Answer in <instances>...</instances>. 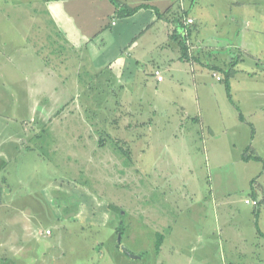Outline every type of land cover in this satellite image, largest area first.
<instances>
[{
    "label": "rangeland",
    "instance_id": "1",
    "mask_svg": "<svg viewBox=\"0 0 264 264\" xmlns=\"http://www.w3.org/2000/svg\"><path fill=\"white\" fill-rule=\"evenodd\" d=\"M121 1L129 7L138 2ZM236 1H250L253 5L251 9L264 10V0H199L202 19L198 18L197 25L200 30L226 42L230 11H234L235 6H240L235 4ZM174 3L175 0H167L164 7L170 8ZM68 4L62 0H0V28L5 25L4 15L15 25L29 26L25 18L21 20L22 16H15L21 8H36V14L31 15L38 20V28L42 24V29L23 33L31 35V38L37 36L34 41L45 54V58L58 52H72L73 60H76L77 52L76 61L82 65L77 67V76L73 70L68 74L69 83L76 84L73 88L78 90L70 105L71 110L74 108L72 116L75 118L81 115L78 117L80 120L87 117L94 120L100 118L98 122L102 123L108 133L107 136L102 134V138L106 140L108 161L118 162L119 166H109L107 173L100 176L86 174L87 170L82 174H67L62 166H50L51 162H61V158L70 154H89V149L83 143L72 142V137H67L68 141H65L64 137L55 138L51 135V126H47L51 125L48 119L55 113L56 107L42 105L39 95L34 94L33 82L42 80L26 79L24 74L36 65L38 67L37 59L28 64V68L21 65L17 68L14 63L18 57L12 53L17 38L13 39L10 47L9 42H2L5 44L0 46L2 54L12 49L10 62L4 63V59L0 57V113L3 115V120L0 118V121L8 124L7 130L3 128V137L11 143L12 136L15 135L14 129L21 137L14 140L18 148L17 154L14 153V158L9 160L5 170H15L16 176L23 179L24 183L30 180V186L14 188L28 194L23 208L31 216L28 229L41 227L43 231L51 229L53 232L48 237H42L36 232L37 235L30 240L29 235L24 236L26 233L22 234L20 231L21 225H16L8 242V263L213 264L215 261H225L224 251L229 245L238 243L229 236L235 239L244 237L249 241L256 232L254 218L258 213V206L244 202L246 198H252V192L255 194L257 186H250V169L241 160L238 152L234 154L230 149L228 157L217 161L207 153L209 144H205L203 149L202 142L219 127L224 128L225 134L234 129L230 127V116L238 114L239 111L227 100L224 82L217 81L214 76L217 72H211L206 66L201 68L196 64H189L187 61L179 63L183 66L182 73L171 75V72L161 69L164 81L154 82L150 75L153 70L151 58H156L161 53H167L169 58L177 54L174 39L166 47L167 51L160 49V52L151 46L149 38L155 27L142 36L141 40L149 41L140 49L143 58L137 65L129 67L121 74L117 63L111 61L109 67L105 64V68L91 72L87 69V56L90 58V51L85 49L84 40L78 30L69 24L65 16L60 22L51 19L49 14L48 10L51 8L54 12L56 9L61 12L59 9L62 6L68 7ZM149 12L143 11L130 18H115L120 26L137 28L145 21L155 20V14L152 12L151 18ZM175 12L176 14L174 10H170L168 18L181 23L184 17L182 11L175 9ZM107 18L110 19V16ZM192 19L195 23V18ZM58 26L60 34L55 28ZM122 38L125 41L127 34ZM124 47L125 58L133 62L136 47L129 42ZM228 49L222 48V57L226 56ZM106 57L110 58L109 54ZM173 63L175 65V60ZM14 72L13 78L10 74ZM193 74L197 76L193 78ZM198 79L202 82V87L208 90L210 100L204 103L202 94L198 93L200 87L196 91L193 85V82L199 84ZM27 81L29 87L20 84ZM57 81L59 80L46 81L45 78L42 81V91L45 92L43 95L47 97L45 102L49 103V98L58 101L59 95L55 94V89H47L51 87L49 83L54 85ZM62 87L56 88L58 93H62ZM65 97L61 95L60 99ZM198 99L204 111V120L207 114L204 108L211 114L223 115L217 122L209 118L208 121L213 123L210 130L206 126L202 127V114L196 112ZM135 108H139L140 115ZM152 108L154 112H151ZM40 113L44 115L40 117ZM194 114L198 116L200 123L192 121ZM69 115L63 112L61 118L68 119ZM137 116H142L143 119L152 117V122L143 126V123L139 124L141 122L135 120ZM189 116L192 117L189 119ZM107 119L111 121L108 125L105 123ZM178 119L181 120V126L177 124ZM37 123L42 128L33 130L40 134L39 138L27 140L24 137L25 127ZM127 132L131 134L128 135ZM117 136H135L134 145L131 144L133 151L128 150L130 154L121 153L120 149L122 146L126 148V143H119ZM144 147L146 151L141 153L140 148ZM95 160L105 161L99 157ZM69 161L76 162L74 159ZM77 161L80 162L81 159ZM219 163L223 166L214 168ZM6 177L9 184L14 183L15 178ZM15 190L11 195L16 194ZM262 209L264 210L263 207ZM120 214L123 215L121 218ZM2 216L3 211H0V217ZM262 218L259 226L264 232V213ZM122 220L126 223L125 229L114 236L110 230L119 226ZM57 223L59 225L55 226ZM5 231L4 226L0 225V233ZM158 232L164 235V241L156 251L155 234ZM118 236L122 237L121 244L126 247V251L115 248ZM45 240L49 248H45V245L43 247ZM3 256L2 254L1 257Z\"/></svg>",
    "mask_w": 264,
    "mask_h": 264
},
{
    "label": "crops",
    "instance_id": "2",
    "mask_svg": "<svg viewBox=\"0 0 264 264\" xmlns=\"http://www.w3.org/2000/svg\"><path fill=\"white\" fill-rule=\"evenodd\" d=\"M109 1L110 0H62L63 3H69V6H62L61 9H59L61 12L57 9L56 12H54L52 8H49L50 10H48L51 15V19L61 22V19H63L62 17L65 16L69 21V24L71 23L70 25H73V27L78 30L79 35L84 40L85 49L87 48L90 51V58L87 56V59L89 60L87 63V69L91 72H96L100 68H105L103 67L105 64H108L109 67L111 61H115V64L117 63L116 65L121 74L125 73V70H128L129 67L137 65L143 58L140 49L143 48V45L149 41L148 39L141 40L142 36L144 33L151 31L154 27L155 28L152 30L149 38L152 47L160 52H162L161 50L163 49L167 51L166 47H169V43L171 39H173L170 37V34L173 33V31L177 32L181 36H184L187 33L188 37L186 44L189 55V59H182L178 41L174 40L175 45L177 46L175 49L177 51L175 57L169 58L167 53H161L156 58H151L150 60L153 63L151 66L153 70L150 72V75H152L154 82L160 83L164 81L163 77L160 81L156 79L154 74L156 69L160 70V72L161 69L167 70L171 72V75L182 73L183 66L181 67L179 65L181 61H187L189 64L193 65L196 64L201 68L206 66L211 72H217L222 77L223 73L218 68L229 69L230 94L236 110L239 111L238 114L230 116V127L234 129L228 134H225L224 128L219 127L215 130V133L213 131L208 135L206 138L207 140L205 139L206 142L205 140L202 142L203 149H205V144H209V147L207 146V153H210L211 158L217 161L228 157L229 151L231 152V150L234 154L235 152H238L237 154H239L241 160L250 169V186H257L256 190L252 189L255 191V194L252 192V199L258 200V213H256L254 218L256 232L253 234L252 238L247 241L244 237L235 239L229 236L230 239L238 241V243L229 245L228 249L224 251L225 261L222 260L224 263L221 261L220 263L215 261L213 264H264V232L259 226L260 222L263 221L262 216L264 213V210L262 209V207L264 208V189H261L262 186H264V10L251 9L253 5H251L250 1H236L235 4H239L240 6H235L234 11H230L227 26L228 35L225 42L218 39V37H214L213 35H209L208 33H204L200 30L197 25V20L198 18H201L200 14L202 13L198 2L199 0H182V5L179 4V0H175V3L173 4L174 7L171 5L170 8L164 7L167 0H138L134 6L139 4H147L149 6H143L134 14L125 16V18L134 17V15L143 11H150L149 17H153V12L155 14L153 17L155 20L152 21L148 18L151 21L142 22L143 24L137 28L129 27L128 25L120 26L115 18L116 7L111 1ZM118 1L123 3L121 0ZM35 3L37 4L36 1ZM42 3L40 4L43 5ZM246 6H248L249 9H247ZM153 7L156 8L158 12H155ZM175 9L176 11L181 10L184 15L181 21L182 25H180L176 19L172 21L167 16L170 10H174V13L176 14ZM35 10L36 8H21L15 16L16 18L22 16L21 20L25 18V22L29 23V26H26V24L22 26L15 25L8 19L7 16H3L5 25H3L2 29L0 28V46H5L2 42H9L10 47L13 39L17 38V40H15L16 46L12 52L13 56L18 57L16 63H14L17 64V68L20 65L24 68H28V64L32 63L34 59H37V63H39L38 67L36 65L32 69L26 71L24 73L26 74V79H40L43 81L45 78L46 81H53L56 79L59 80L55 82L54 85L49 83L51 87H47L49 90L55 89V94L59 95L58 101L49 98V103L45 102L47 101V97L43 95L45 92L42 91L44 88L42 81L33 82L34 94L40 96H38V99L43 101L42 105L50 104L53 105L54 108L56 107L55 113H53L52 117L48 119L50 120L49 123L51 125L47 126H51V135L53 137L60 138L61 136L65 138V141H68L66 140L67 137H72V142L75 141L83 143L85 148L89 149V154H84L83 156L70 154L63 159L61 158V162H51L50 166L54 168L62 166L67 174H74V172L82 174V172L87 170L88 173L86 174H94V176H100L101 174L105 175L104 172L107 173L109 166H119L118 162L113 163L108 161L109 156H107L108 153H106V140L102 138L108 135L107 131H105L106 129L102 127L103 125L101 122H98V119L100 120V118L94 120L87 117L85 119L81 118L80 120L78 117L81 115L73 118L72 112H74V108L72 110L70 108L78 90L73 88L76 84L69 83L68 74L70 73V70H73L76 75L79 70L77 67L82 65H79V61L78 63L76 61L78 59L77 52L75 54L76 60H73L72 52H58L53 56L47 55L48 57L46 56L45 58V54L38 48L39 46L37 42L34 41L37 36L35 38H31V35L23 33L27 30L37 32L39 28L42 29V24L38 28V20L33 18L34 16L31 15L35 13ZM40 12L43 13V9L40 8ZM108 16H110V19L107 18ZM190 16L195 18V23L193 21L190 24H186V19L191 18ZM171 17L173 18V16ZM162 19L164 23L161 22ZM59 26L58 28H55L60 34ZM125 34H127V38L123 41L122 37ZM127 42L132 45L134 44V47L137 49L133 60L135 64L131 61H127L125 58L126 47L124 46ZM68 45L71 46L70 44ZM224 47L229 49L225 52L226 56L224 55L222 57L221 54H223V52L221 50ZM11 51L12 49L4 54L0 52V57L4 59V63H6V61H11ZM107 54H109L110 58L106 57ZM174 60L175 65H173ZM53 64H55V66H53ZM7 70L8 67L6 66V71ZM193 70L194 69L191 67V71ZM10 75L14 78L15 72ZM196 76V74H193V78ZM26 79L24 80L26 81ZM198 83L199 84L197 85L193 82V85L195 86L196 91L198 87H200L198 93L203 96L202 103L207 102L210 100L208 97V90L202 87V82H200V80ZM20 84L25 85V87H29L28 81ZM65 85L69 86L65 87ZM61 86H63L62 89L64 90H61L62 93H58V89L56 88ZM30 88H32L31 84ZM224 91L227 100L232 104L227 96L225 87ZM61 95L64 97L67 95L68 97L61 100ZM236 97L238 99H236ZM138 110L139 108H135V111L139 113L138 115H140L141 113L138 112ZM204 110L207 112V121L204 120V111L202 110L198 99L196 112L202 114V127L206 126L207 129L209 128L210 130L213 123L208 121L210 120L209 118L213 119L214 122H217L218 119L223 118V115L222 113L211 114L206 110V108H204ZM63 112L70 114L68 117L69 120L67 118H61V113ZM151 112H154L153 108ZM195 114L193 117L189 116V119L192 117V121L200 123V119ZM43 115L44 113H40V117ZM152 115H154V113ZM240 116H242V118ZM137 117H139V119ZM137 117L135 120L137 119L138 122L140 121L141 123L139 124L143 123V126L147 124L149 125L152 122V117H147V119H143L142 116ZM0 118L3 120V115L1 113ZM178 121L179 123L177 124L181 126V120L178 119ZM73 123L75 124L73 125ZM105 123L108 125L111 121H108L107 119ZM7 125V123L0 121V180L3 182L4 190V194L2 195L0 201V211H3V216L0 217V225H3L7 231L0 233V264H9L7 261L8 251H10L8 242L11 240L12 232L16 225H21L20 231L22 234L26 233L24 236L29 235L28 237H30V240L37 235L36 232L42 237L51 236L53 233L51 229L43 231L41 227H32L31 229H28V222L31 216L23 209L25 208L24 201H27L28 194L26 191V193L23 194L22 191L17 189L15 190L14 188L19 186H30V180L24 183L23 179L16 176L15 170H5L9 164V160L14 158V153L17 154L18 148L15 145V141L21 138L18 136V131L14 129L13 126H10V128L14 129L13 132L15 135L12 136V141L9 143V141L3 137V128L7 130ZM40 125V123H37L36 125H27L24 129V137L27 138V140H31L33 137L39 138L40 134L36 133L33 128L41 129L42 125ZM104 126L107 127L106 125ZM126 128L130 129V126H127ZM131 133L127 132L126 134L130 135ZM102 134H104V136H102ZM134 137L129 138L126 136L118 138L117 136L119 143L127 144H125L126 148L124 146L121 147L120 151L122 154L128 152L129 149L131 150V144L134 145ZM194 141H196V139H194ZM259 142H262V144H259ZM145 149L146 147L143 149L140 148V152L145 153ZM171 155L175 156L172 153ZM246 155H251V157L243 159V156ZM254 155L259 156L260 158L262 156L263 157L261 160H257L253 158ZM96 157L105 161H97L95 160ZM70 159H74L76 162H70ZM77 159H81V161L78 162ZM222 166L223 164L219 163L218 165H215L214 168H220ZM89 169H92V171H89ZM218 174L221 173L218 172ZM6 176H12V178H15L14 183L9 184ZM11 186L12 188H10ZM14 190L16 191V194L11 195ZM12 214L14 217H12ZM120 224H122V226L124 225V228L122 229H125L126 223H124L123 220ZM58 225L59 224L57 223L55 226ZM116 228L117 227L114 226V228H111L110 230L112 231L110 233L114 236L117 235V232L115 231ZM47 230H49V233H46ZM121 234L123 235V233ZM127 237L129 238V236H126V238ZM45 241L46 242L43 243V247L45 245V248H49L47 240ZM227 241H229L228 238ZM122 242V237H120V244ZM120 244L116 241L115 248L118 251ZM2 254L4 255L3 258L1 257Z\"/></svg>",
    "mask_w": 264,
    "mask_h": 264
},
{
    "label": "trees",
    "instance_id": "3",
    "mask_svg": "<svg viewBox=\"0 0 264 264\" xmlns=\"http://www.w3.org/2000/svg\"><path fill=\"white\" fill-rule=\"evenodd\" d=\"M110 1L115 5V7H116L115 15L118 17L130 16V15L134 14L139 8H141L143 6H149L147 4H139L137 6L129 7V6L119 2L118 0H110ZM154 10H155V12H158V10L156 8H154ZM178 23L180 25H182V23H180V22H178ZM170 37H172L174 40L178 41L179 49L181 52V58L182 59H189L188 49H187V44H186L188 34L186 33L184 36H181L177 32L173 31V33L170 34ZM218 69H220V71H222V73H223V77L221 80L224 82L227 96H228L229 100L232 102V104L235 105L232 101L231 94H230V87H229L230 71H229V69H221V68H218ZM240 117L242 118V116H240ZM248 157H251V155L243 156V159H246ZM253 158L257 159V160H261V158L259 156H256V155H254ZM3 194H4L3 182L0 180V201H1V197ZM256 206H258V204ZM119 216L121 218V216H123V215L120 214ZM122 228H123V226H122V224H120L119 226H117L116 232L120 233ZM163 239H164V235L162 233L158 232L156 234V244H155V250L156 251L159 250L161 244L163 243Z\"/></svg>",
    "mask_w": 264,
    "mask_h": 264
},
{
    "label": "built area",
    "instance_id": "4",
    "mask_svg": "<svg viewBox=\"0 0 264 264\" xmlns=\"http://www.w3.org/2000/svg\"><path fill=\"white\" fill-rule=\"evenodd\" d=\"M179 4L182 5V0H179ZM192 22H193V19H192V18H187V19H186V24H190V23H192ZM154 74H155L156 79H157L158 81L162 80V74H161L160 70L156 69V70L154 71ZM214 76H215V78H216L217 80H221V76H220V75L214 73ZM244 202L247 203V204H252V205H257V204H258V200H256V199H252V198H251V199L246 198V199L244 200ZM46 233H49V230H47Z\"/></svg>",
    "mask_w": 264,
    "mask_h": 264
},
{
    "label": "water",
    "instance_id": "5",
    "mask_svg": "<svg viewBox=\"0 0 264 264\" xmlns=\"http://www.w3.org/2000/svg\"><path fill=\"white\" fill-rule=\"evenodd\" d=\"M117 242L120 244V236H118ZM120 248L126 251V247L123 244H120Z\"/></svg>",
    "mask_w": 264,
    "mask_h": 264
}]
</instances>
